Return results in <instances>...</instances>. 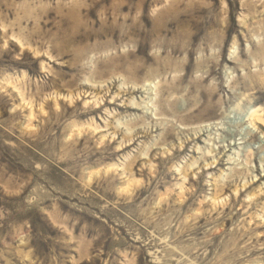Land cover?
Segmentation results:
<instances>
[{
  "label": "rangeland",
  "instance_id": "obj_1",
  "mask_svg": "<svg viewBox=\"0 0 264 264\" xmlns=\"http://www.w3.org/2000/svg\"><path fill=\"white\" fill-rule=\"evenodd\" d=\"M257 118L264 0H0V264H264Z\"/></svg>",
  "mask_w": 264,
  "mask_h": 264
},
{
  "label": "bare ground",
  "instance_id": "obj_2",
  "mask_svg": "<svg viewBox=\"0 0 264 264\" xmlns=\"http://www.w3.org/2000/svg\"><path fill=\"white\" fill-rule=\"evenodd\" d=\"M67 20H68V22L71 24V26H70V28L72 27V29H74V33L72 34V36L75 38H79V37H81L82 36V34H78L77 32L78 31H76V29L79 27V24H78V22L76 21V20H74L75 18H72V17H69V18H66ZM137 68H135V70H136ZM134 70V71H135ZM140 89V88H139ZM138 91V89H132V90H128V92L130 93V94H132V93H135V92H137ZM133 95V94H132ZM129 96V95H128ZM138 102V101H137ZM140 105H141V103H140ZM139 105V106H140ZM139 106L138 105H136V104H133V103H130V101H126V102H124L123 104H122V108L123 109H125V110H129V109H131V110H139L138 108H139ZM141 107V106H140ZM139 112V111H138ZM261 119L259 118H257L256 120H254L255 122H259L261 125H264V121H260ZM199 138V137H198ZM128 140H129V138H127ZM218 163L219 162H217V165H218Z\"/></svg>",
  "mask_w": 264,
  "mask_h": 264
}]
</instances>
